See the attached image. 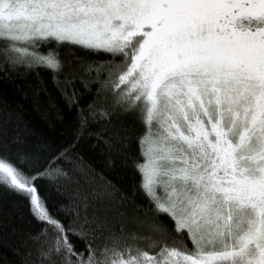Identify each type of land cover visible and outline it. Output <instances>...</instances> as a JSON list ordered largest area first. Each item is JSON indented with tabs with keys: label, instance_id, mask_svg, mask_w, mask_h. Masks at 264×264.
I'll return each mask as SVG.
<instances>
[{
	"label": "snow or ice",
	"instance_id": "obj_1",
	"mask_svg": "<svg viewBox=\"0 0 264 264\" xmlns=\"http://www.w3.org/2000/svg\"><path fill=\"white\" fill-rule=\"evenodd\" d=\"M75 48L104 100L94 139L141 203L81 184L79 131L54 148L4 105L0 191L36 225L14 264H264V0H0V63L87 87Z\"/></svg>",
	"mask_w": 264,
	"mask_h": 264
},
{
	"label": "trees",
	"instance_id": "obj_2",
	"mask_svg": "<svg viewBox=\"0 0 264 264\" xmlns=\"http://www.w3.org/2000/svg\"><path fill=\"white\" fill-rule=\"evenodd\" d=\"M46 51V49H44ZM84 52L78 48L65 53L61 49V56L65 61H71L69 67L73 70L74 77L88 82L84 87L77 79L73 84L66 85L63 82V74L58 81L52 79V70L44 67L28 69L18 67L10 69L0 63V109L7 105L11 111L21 117L25 124L31 127L39 136L47 138L53 147L67 146L65 141L71 139L72 132L79 131L81 143L88 145L89 150L77 149L76 154L83 157L87 170V176L78 177L83 185L91 178L97 184L110 182L112 192L116 199L125 197V205L132 208L141 201L129 191V173L117 167H109L108 159L114 155L98 141L94 136L108 126L107 122L97 111L90 114L89 104L93 108H99L104 104L101 96L96 94L98 84L95 82V71H86V65H81L74 56H83ZM89 60L111 59L106 55H89ZM103 73H101V78ZM72 102L66 99L65 91L72 94ZM86 118V124L81 127L80 117ZM131 142V141H130ZM91 145H98L92 148ZM47 158V153L45 154ZM131 161H129V164ZM65 189L71 195L74 184L65 183ZM19 204L17 198L5 191H0V224L12 225L15 231L0 241V264H14L16 257L13 249L20 246L22 240L32 231L36 225L32 222H22L18 215ZM23 250V249H21Z\"/></svg>",
	"mask_w": 264,
	"mask_h": 264
}]
</instances>
